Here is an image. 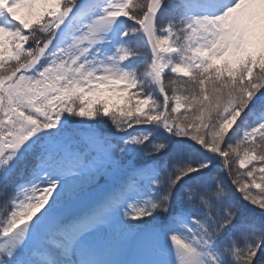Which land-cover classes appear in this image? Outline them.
Listing matches in <instances>:
<instances>
[{
	"label": "snow or ice",
	"instance_id": "6c2138e0",
	"mask_svg": "<svg viewBox=\"0 0 264 264\" xmlns=\"http://www.w3.org/2000/svg\"><path fill=\"white\" fill-rule=\"evenodd\" d=\"M0 199V264H264V0H0Z\"/></svg>",
	"mask_w": 264,
	"mask_h": 264
},
{
	"label": "rangeland",
	"instance_id": "374dc122",
	"mask_svg": "<svg viewBox=\"0 0 264 264\" xmlns=\"http://www.w3.org/2000/svg\"><path fill=\"white\" fill-rule=\"evenodd\" d=\"M144 52H145V55H149V54H150L149 51H148L147 49H145ZM137 67H138V70H139L140 72H143L144 67H145V64H144L143 62H139V61H138V62H137ZM172 75H173V74H171V73H166V75H165V82H166V84H167L166 78H170ZM170 94H171V93H170ZM104 120H105V123H104L103 127H104V128H110V127H111V124H110V121L108 120V118L105 117ZM74 127H75V125H74ZM106 180H107V178H101V179L99 180V184H100V185H104V184L106 183ZM1 200H2V199H0V214H2V209H1V207L3 206V204L1 203ZM242 203H247V202H242Z\"/></svg>",
	"mask_w": 264,
	"mask_h": 264
},
{
	"label": "trees",
	"instance_id": "16d2710c",
	"mask_svg": "<svg viewBox=\"0 0 264 264\" xmlns=\"http://www.w3.org/2000/svg\"><path fill=\"white\" fill-rule=\"evenodd\" d=\"M169 78H166V81H168ZM9 193H11V189H9ZM1 203L3 204V200H1ZM2 212H3V206L1 207Z\"/></svg>",
	"mask_w": 264,
	"mask_h": 264
}]
</instances>
